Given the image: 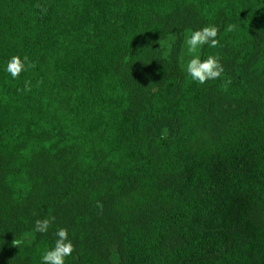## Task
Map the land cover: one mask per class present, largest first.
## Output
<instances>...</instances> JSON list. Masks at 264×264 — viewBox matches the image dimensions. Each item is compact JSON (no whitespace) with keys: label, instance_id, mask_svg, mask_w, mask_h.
I'll list each match as a JSON object with an SVG mask.
<instances>
[{"label":"trees","instance_id":"1","mask_svg":"<svg viewBox=\"0 0 264 264\" xmlns=\"http://www.w3.org/2000/svg\"><path fill=\"white\" fill-rule=\"evenodd\" d=\"M207 25L224 73L200 85ZM59 228L66 264H264V0H0V264H42Z\"/></svg>","mask_w":264,"mask_h":264},{"label":"clouds","instance_id":"2","mask_svg":"<svg viewBox=\"0 0 264 264\" xmlns=\"http://www.w3.org/2000/svg\"><path fill=\"white\" fill-rule=\"evenodd\" d=\"M37 7H40L37 5ZM46 11V10H45ZM235 24H229L226 28V32H233L236 30ZM220 28L216 25H207L199 30L193 31L186 39L188 46V52L192 54V58L187 62L185 71L193 79V81L200 85L206 84L210 80L220 79L224 73V67L221 63V58L218 55H209L206 59H201L199 50L203 46L211 48L223 47L220 39L218 38ZM35 68V64L32 63L27 56H13L7 64V72L13 79H18L25 71ZM42 81L38 82V85ZM231 81L225 82V87L230 84ZM20 91H31V81L25 82L24 89ZM97 207L103 211V205L97 203ZM55 216H49L44 219H37L35 221L34 231L46 234L50 228H52L55 222ZM56 240L54 247L47 250L41 257L42 264H66V258L71 256L76 250L75 245L69 238V232L66 228H59L55 232ZM24 243L23 238H14L12 241V247L19 248Z\"/></svg>","mask_w":264,"mask_h":264},{"label":"rangeland","instance_id":"3","mask_svg":"<svg viewBox=\"0 0 264 264\" xmlns=\"http://www.w3.org/2000/svg\"><path fill=\"white\" fill-rule=\"evenodd\" d=\"M192 58V54L188 52V47L183 53V64L186 66L187 62ZM80 117L87 118L93 121L106 120L110 115V106L106 92L98 87H95L91 92L84 95L80 99V106L78 109Z\"/></svg>","mask_w":264,"mask_h":264}]
</instances>
